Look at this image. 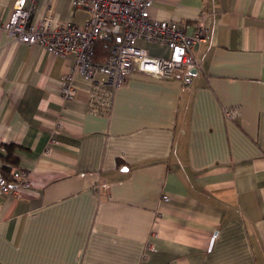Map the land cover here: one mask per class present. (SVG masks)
<instances>
[{
  "label": "crops",
  "instance_id": "obj_1",
  "mask_svg": "<svg viewBox=\"0 0 264 264\" xmlns=\"http://www.w3.org/2000/svg\"><path fill=\"white\" fill-rule=\"evenodd\" d=\"M51 1L37 0L35 18ZM15 2L0 0V21ZM53 4L58 20L88 17ZM201 13L207 41L191 87L135 68L105 113L90 111L79 75L76 95L61 96L71 58L0 27V152L16 144L12 168L32 180L19 195L0 190V264H264V0L150 7L188 33ZM235 104L240 116L227 119Z\"/></svg>",
  "mask_w": 264,
  "mask_h": 264
},
{
  "label": "built area",
  "instance_id": "obj_2",
  "mask_svg": "<svg viewBox=\"0 0 264 264\" xmlns=\"http://www.w3.org/2000/svg\"><path fill=\"white\" fill-rule=\"evenodd\" d=\"M53 1L47 5L46 13L35 18L37 0H16L9 19L0 21V27L16 41L39 45L53 55L72 59L61 81L63 98L76 95L74 78L79 75L91 83L90 111L105 113L111 108L115 88L125 83L135 68L164 78L179 75L182 89L191 87L193 72L200 66L196 51L207 41L203 13L196 20L195 30L188 33L175 20L152 18L150 7L154 0H69L75 8L88 12L81 24L58 20L53 14ZM99 40L112 43L108 56L101 61L95 58ZM141 40L167 46L169 54L152 56L140 45ZM223 114L227 119H236L241 107L226 105ZM63 127L57 123L54 132L59 133ZM56 142L52 137L50 143ZM50 151L51 146L45 150ZM13 171L14 185L0 180V190L19 195L21 188L32 186V180L25 169Z\"/></svg>",
  "mask_w": 264,
  "mask_h": 264
},
{
  "label": "trees",
  "instance_id": "obj_3",
  "mask_svg": "<svg viewBox=\"0 0 264 264\" xmlns=\"http://www.w3.org/2000/svg\"><path fill=\"white\" fill-rule=\"evenodd\" d=\"M111 45V41H97L95 44V58L100 61L104 60L110 52ZM16 147V144L13 143L1 145L0 157L3 160V164L0 167V175L3 181H9L13 176L14 167L12 168V166L18 162V158L13 153Z\"/></svg>",
  "mask_w": 264,
  "mask_h": 264
},
{
  "label": "water",
  "instance_id": "obj_4",
  "mask_svg": "<svg viewBox=\"0 0 264 264\" xmlns=\"http://www.w3.org/2000/svg\"><path fill=\"white\" fill-rule=\"evenodd\" d=\"M195 71V70H194Z\"/></svg>",
  "mask_w": 264,
  "mask_h": 264
}]
</instances>
